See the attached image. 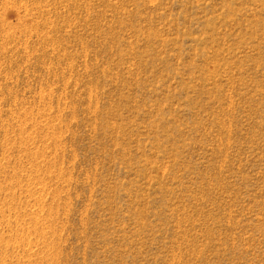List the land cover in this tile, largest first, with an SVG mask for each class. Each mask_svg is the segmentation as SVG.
Listing matches in <instances>:
<instances>
[{"label": "rangeland", "instance_id": "1", "mask_svg": "<svg viewBox=\"0 0 264 264\" xmlns=\"http://www.w3.org/2000/svg\"><path fill=\"white\" fill-rule=\"evenodd\" d=\"M51 263L264 264V0H0V264Z\"/></svg>", "mask_w": 264, "mask_h": 264}, {"label": "bare ground", "instance_id": "2", "mask_svg": "<svg viewBox=\"0 0 264 264\" xmlns=\"http://www.w3.org/2000/svg\"><path fill=\"white\" fill-rule=\"evenodd\" d=\"M20 151H21V150H20ZM59 174H60V173H59ZM61 178H62V177H61ZM36 193H37V192H36ZM39 193H40V192H39ZM41 205H42V204H41ZM50 210H51V209H50ZM52 213H53V212H52ZM51 217H52V215H51ZM37 224H38V223H37ZM35 229H36V228H35ZM37 229H38V228H37ZM42 230H43V229H42ZM11 231H12V230H11ZM33 232H34V231H33ZM36 234H37V233H36ZM41 234H42V233H41ZM37 236H38V234H37ZM36 243H37V242H36ZM49 243H50V242H49ZM50 245H51V244H50ZM30 248H31V247H30ZM46 248H47V247H46ZM24 250H25V249H24ZM26 250H27V249H26ZM26 250H25V251H26ZM28 252H29V251H28ZM28 252H27V253H28ZM52 252H53V251H52ZM21 253H22V252H21ZM23 253H24V252H23ZM21 255H22V254H21ZM48 255H49V254H48ZM54 255H55V253H54ZM54 255H53V256H54ZM54 257H55V256H54ZM55 258H56V257H55ZM52 259H53V258H52ZM54 262H55V261H54ZM51 264H52V263H51Z\"/></svg>", "mask_w": 264, "mask_h": 264}]
</instances>
